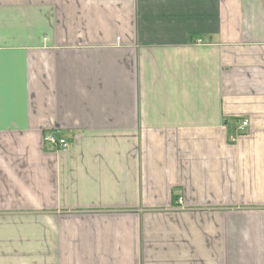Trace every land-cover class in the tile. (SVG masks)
<instances>
[{
    "label": "crops",
    "instance_id": "crops-1",
    "mask_svg": "<svg viewBox=\"0 0 264 264\" xmlns=\"http://www.w3.org/2000/svg\"><path fill=\"white\" fill-rule=\"evenodd\" d=\"M0 264H264V0H0Z\"/></svg>",
    "mask_w": 264,
    "mask_h": 264
},
{
    "label": "built area",
    "instance_id": "built-area-1",
    "mask_svg": "<svg viewBox=\"0 0 264 264\" xmlns=\"http://www.w3.org/2000/svg\"><path fill=\"white\" fill-rule=\"evenodd\" d=\"M197 42H201V39H197ZM248 124L247 120H243L240 125L241 131ZM43 140L46 144H48L51 148L65 147L67 145L66 139L62 136H59L55 132H47L43 136Z\"/></svg>",
    "mask_w": 264,
    "mask_h": 264
}]
</instances>
